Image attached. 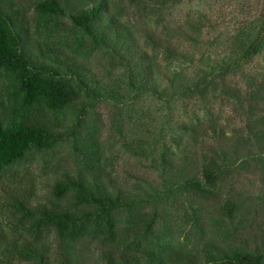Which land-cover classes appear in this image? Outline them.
<instances>
[{
	"label": "rangeland",
	"instance_id": "374dc122",
	"mask_svg": "<svg viewBox=\"0 0 264 264\" xmlns=\"http://www.w3.org/2000/svg\"><path fill=\"white\" fill-rule=\"evenodd\" d=\"M15 1L26 9L35 2ZM111 11L146 43L147 51L156 58L165 76L163 84L169 93L172 78L175 84L180 77L195 80L197 74L209 69L214 59L224 58L233 45L235 49L238 47L234 51L238 56L264 18V0H112ZM31 12L32 8L28 14ZM30 16L32 23L25 50L33 60L56 67L58 78L63 63H74L89 86L111 90V95L92 101L79 117L72 113L51 115L53 122L60 119L56 144L49 149L31 146L9 166L21 183L34 184V210L41 205L73 204L74 192L67 191L59 197L54 186L67 176L87 175L90 166L109 172L115 186L133 193L138 200L137 205L116 213L112 232L98 236L92 231L95 224L87 222V230L76 240H61L62 253L78 264H103V253L116 259L122 252L148 258L173 246L197 254L200 264H210L208 254H215V241L222 231L238 246L262 245L264 169L254 155L258 152L253 150L252 157L239 158L234 163L233 180L227 188L238 203L233 219L220 215L217 208L220 196L226 195L227 183L207 199L194 197L182 189L169 191L170 184L165 181L167 175L158 158L164 147L174 148L175 138L184 136L179 121H208L221 108L228 117L222 122L232 123L231 104L214 99L209 90L204 98L195 91H182L168 102L150 94L139 97L129 84L128 70L111 48L96 44L79 28L70 26L61 13H47L36 19ZM147 34L158 42L168 40L181 55L167 54L147 40ZM237 34L240 36L235 39ZM263 66L264 46L260 54L242 63L241 68L262 70ZM231 80L239 81V76L232 75ZM14 88V76L0 68V123L9 118V98ZM5 182L6 178H0V193ZM170 195L173 197L169 198ZM157 199L155 213L151 202ZM4 215L5 219L0 215V225L5 221L22 228L24 222L34 228L30 217L18 218L7 210ZM41 226L46 230L47 243L42 251L49 255L53 246L50 244L56 243L54 231L49 225Z\"/></svg>",
	"mask_w": 264,
	"mask_h": 264
},
{
	"label": "trees",
	"instance_id": "16d2710c",
	"mask_svg": "<svg viewBox=\"0 0 264 264\" xmlns=\"http://www.w3.org/2000/svg\"><path fill=\"white\" fill-rule=\"evenodd\" d=\"M111 4L112 0H35L26 9L15 0H0V68L15 79L9 98V118L0 123V178H6L0 193V215L5 219L7 210L18 218L30 217L34 221L33 229L24 222L22 228L5 221L0 225V264H78L61 252V240H76L87 230V222L95 224L94 233L105 236L112 232L110 228L114 227L119 210L138 204L133 193L115 186L116 181L109 172L90 166L87 175L67 176L54 186V193L59 197L67 191L74 192L73 204L41 205L35 211L32 206L36 195L34 184L21 183L9 167L31 146L49 149L56 144L60 137L56 128L60 126V119L53 122L51 115L72 113L79 117L92 101L111 95L106 87L89 86L84 82L74 63H63L61 78H58L56 67L33 60L25 50L32 23L30 14L36 19L47 13H61L70 26L79 28L96 44L111 48L128 70L129 84L139 97L150 94L168 102L182 91H195L204 98L209 90L214 99L231 104L232 123L222 122L228 117L221 108L208 121H179L184 136L175 138L174 148L166 146L158 156L162 171L167 175L165 181L170 184L169 191L182 189L194 197L207 199L210 194H217L225 183L226 189L230 186L234 163L239 158L252 157L253 150L258 152L254 155L264 169V66L262 70L241 68L242 63L263 50L264 18L238 56L235 54L238 47L235 49L233 45L224 58L214 59L209 69L197 74L195 80L180 77L175 84L172 78L168 93L156 58L133 29L112 13ZM146 37L167 54L181 55L168 40L158 42L150 34ZM232 75H238L239 81L233 82ZM156 201L159 199L151 202L153 212L157 209ZM237 207L238 203L227 189L218 203L220 215L233 219ZM42 223L49 225L55 235L56 243L50 244L52 249L48 247L49 255L42 251L47 244ZM219 235L215 254H208L210 264H264V239L260 247L250 248L231 243L227 232ZM102 258L103 264H200L197 254L173 246L148 258L127 252H122L118 259L110 253H103Z\"/></svg>",
	"mask_w": 264,
	"mask_h": 264
}]
</instances>
